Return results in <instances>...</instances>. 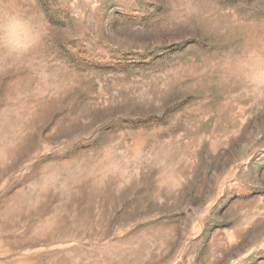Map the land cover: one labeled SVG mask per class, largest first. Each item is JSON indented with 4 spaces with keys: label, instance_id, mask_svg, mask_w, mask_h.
<instances>
[{
    "label": "rangeland",
    "instance_id": "obj_1",
    "mask_svg": "<svg viewBox=\"0 0 264 264\" xmlns=\"http://www.w3.org/2000/svg\"><path fill=\"white\" fill-rule=\"evenodd\" d=\"M0 264H264V0H0Z\"/></svg>",
    "mask_w": 264,
    "mask_h": 264
},
{
    "label": "clouds",
    "instance_id": "obj_2",
    "mask_svg": "<svg viewBox=\"0 0 264 264\" xmlns=\"http://www.w3.org/2000/svg\"><path fill=\"white\" fill-rule=\"evenodd\" d=\"M40 39V32L29 18L12 9H0V52L5 58L23 55L36 47ZM252 58L254 67L247 82L256 90L264 89V54L253 53Z\"/></svg>",
    "mask_w": 264,
    "mask_h": 264
}]
</instances>
